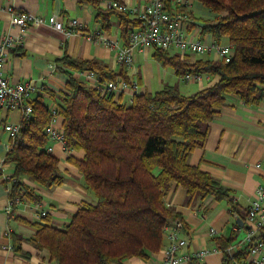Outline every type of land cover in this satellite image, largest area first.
Returning <instances> with one entry per match:
<instances>
[{
	"label": "trees",
	"instance_id": "16d2710c",
	"mask_svg": "<svg viewBox=\"0 0 264 264\" xmlns=\"http://www.w3.org/2000/svg\"><path fill=\"white\" fill-rule=\"evenodd\" d=\"M87 1L105 25L108 16L118 15L126 43L128 32L139 21L127 11L102 9L100 0ZM196 1L213 13L212 18L196 17L203 22L200 35L210 34L215 42L226 37L233 48L231 58L190 61L188 53L181 57L151 47L153 57L171 66L179 77L213 75L217 79L212 84L189 94L165 84L153 92H137L128 102L70 72L65 90L58 94L49 91L54 106L45 103L41 95L30 97L31 116L21 117L18 136L10 137L4 157L13 165L10 199L32 203L41 199L23 177L48 188L63 182L59 158L47 149L45 130L51 119L59 116L65 147L84 151L83 158L69 159L82 174L83 187L93 194L94 201L82 202L62 226L43 215V221L34 223L33 236L11 233L15 250L22 240H28L37 248L48 249L57 264H112L132 256L148 258L164 245L166 225L175 222L187 230L183 215L165 200L173 183L186 190L187 202L212 196L226 200L231 213L234 211L229 189L208 171L190 164L188 157L204 145L209 123L224 105L226 93L236 94L247 104L264 98V0ZM183 11L193 20L190 10ZM62 61L76 70L94 71L101 84L124 75L95 60L64 55ZM230 240L220 245L222 264L228 261ZM245 252L239 249L235 256L243 257ZM188 264L201 263L193 258Z\"/></svg>",
	"mask_w": 264,
	"mask_h": 264
},
{
	"label": "crops",
	"instance_id": "0c3cea01",
	"mask_svg": "<svg viewBox=\"0 0 264 264\" xmlns=\"http://www.w3.org/2000/svg\"><path fill=\"white\" fill-rule=\"evenodd\" d=\"M119 1L140 7L147 0ZM186 4L178 2L176 5H179L178 10L188 9L192 12L194 22L187 27V33L208 42L212 41L210 34L200 35L203 22L196 17L212 18L213 13L196 0H189ZM9 5L16 10L28 11L45 18L55 14L65 25L71 18H77L83 23L80 31L69 34L54 28L46 21L29 24L23 45L16 47L8 55L5 75L11 81H30L34 85H44L45 91L33 92L31 97L41 95L44 102L51 107L55 105V101L49 91L58 94L65 90L70 72L76 78L87 79L80 74V70L63 63L64 55L74 59L95 60L114 72L121 70L126 77L122 74L117 77L136 80L139 93L153 92L165 84H171L189 94L217 79L213 75L201 74L199 80H191V85L182 86V78L174 69L162 65L153 57L151 46L135 51L133 67L120 65L114 50L100 40L86 37L87 33L99 27L110 37L124 43L118 15L113 13L108 16L105 25L96 17L95 6L87 0H0V35H16L19 32L10 22V13L6 9ZM224 39L226 43L227 38ZM187 57L190 61L200 58L190 53ZM88 82L92 84V80ZM118 97L129 102L130 91L122 90L117 94L116 98ZM20 120L19 109L0 107V264H57L51 259L48 249L37 248L28 240H22L20 248L15 250L11 233H18L25 238L33 236L36 233L34 223L43 221L42 216L38 214L42 209L46 211L45 215H48L51 223L62 226L69 222L82 202L94 201L93 194L83 187L82 174L69 159L83 158L84 151L68 149L62 142H49L52 145L51 152L59 158V167L64 174L63 182L48 188L23 177L41 199L35 203L22 200L14 207L12 205L7 213L5 209L10 200L9 178L13 173V165L4 161L10 136L3 125L7 122L18 123ZM61 122V117L56 116L55 124L61 126ZM188 161L208 171L222 186L229 189L234 211L231 213L226 200L218 201L212 196L187 202L186 190L174 183L169 187L165 200L184 217L187 230L179 228V235L187 240L186 249L193 251L202 247L209 248L210 251L198 262L222 264L223 252L220 245L230 238L233 244L245 234V208L256 185L264 182V98L256 104H247L236 94L226 93L224 105L209 123L204 145L195 148L189 154ZM238 217L243 219L242 225L237 222ZM211 229H214L213 233ZM165 245L166 237L159 251L152 253L148 258L132 256L121 263L112 264H156L162 258Z\"/></svg>",
	"mask_w": 264,
	"mask_h": 264
},
{
	"label": "built area",
	"instance_id": "2783aa9c",
	"mask_svg": "<svg viewBox=\"0 0 264 264\" xmlns=\"http://www.w3.org/2000/svg\"><path fill=\"white\" fill-rule=\"evenodd\" d=\"M167 1L170 6H167ZM178 2L186 3L189 0H147L142 6H130L119 0H101L102 9H116L127 11L134 16L139 25L128 32L126 43H121L118 39L112 38L96 27L86 34L88 39H97L105 43L114 50L117 62L127 68L133 67L135 63V51L145 46H157L170 51L175 49L183 57L187 53L214 55L213 59H224L228 61L233 48L228 43L206 41L201 37L189 35L187 27L193 23L185 11L178 10ZM6 9L10 13V22L19 29L18 34L0 35V107L9 109H19L21 117L28 118L32 113V105L29 102L31 93L45 91L44 85H34L30 81H11L4 72L8 55L18 46L23 45L24 35L29 24H40L47 22L58 30L69 34L80 31L83 23L77 18H71L67 25L57 18L55 14L47 18L34 13L16 10L11 5ZM80 74L92 80V84L101 87L102 91L109 90L116 98L122 90L130 91V101L138 90L136 80H126L117 77L103 84L98 82L97 75L92 70H80ZM201 74H186L182 77L184 81L199 80ZM54 116L46 126V133L49 142H62L65 145L64 132L61 126L56 124ZM5 131L11 138L18 136L19 122H7L3 125ZM49 151L52 145L47 146ZM13 202L20 203L19 198L9 200L5 211L10 212ZM39 216L46 214L42 209ZM244 221L247 224L245 234L233 244L231 243L226 251L229 254L225 264H264V182L259 183L254 188L253 196L249 200L244 213ZM166 245L163 249L162 258L156 264H183L191 259H202L209 251V248L202 247L197 250L188 251L186 249L187 240L179 235L178 223H170L165 226ZM212 233L214 229H211ZM239 249H246L243 257H236L235 252Z\"/></svg>",
	"mask_w": 264,
	"mask_h": 264
},
{
	"label": "rangeland",
	"instance_id": "374dc122",
	"mask_svg": "<svg viewBox=\"0 0 264 264\" xmlns=\"http://www.w3.org/2000/svg\"><path fill=\"white\" fill-rule=\"evenodd\" d=\"M220 43H225V39L224 38H222L221 39V41H219ZM170 52L171 53H176V52H178V51H176L175 49H170ZM190 54H192L193 56H196V57H204V58H210V59H212V58H214V55L212 54V53H208V54H204V55H201V54H197V53H190ZM180 81H181V83L183 84L182 86H189V85H191L192 84V82H189V81H184V80H182V79H180ZM177 85H178V83H177ZM181 90L183 91V89L181 88ZM184 93H185V91H183Z\"/></svg>",
	"mask_w": 264,
	"mask_h": 264
},
{
	"label": "water",
	"instance_id": "95a60500",
	"mask_svg": "<svg viewBox=\"0 0 264 264\" xmlns=\"http://www.w3.org/2000/svg\"><path fill=\"white\" fill-rule=\"evenodd\" d=\"M236 220H237V222L239 223V225H242L243 224V219H241V218H236Z\"/></svg>",
	"mask_w": 264,
	"mask_h": 264
}]
</instances>
